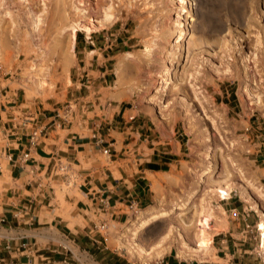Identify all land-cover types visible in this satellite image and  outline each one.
Here are the masks:
<instances>
[{"label":"rangeland","instance_id":"obj_1","mask_svg":"<svg viewBox=\"0 0 264 264\" xmlns=\"http://www.w3.org/2000/svg\"><path fill=\"white\" fill-rule=\"evenodd\" d=\"M83 23L99 28L76 33L74 56L64 66L53 46ZM0 43L11 60L7 67L0 63V104L42 109L96 96L91 85L99 77L83 68L91 59L96 70L100 52L112 56L113 91L122 63L121 99L129 94L130 105L186 133V168L175 183L138 213L127 209L123 221L109 219L102 244L131 264L170 256L185 264H264V0H0ZM166 71L170 77L162 79ZM64 192L57 188L61 200ZM186 200L188 208L179 210ZM235 201L248 207L250 228L239 227L233 212H221ZM149 210L169 214L140 230L135 217ZM218 215L230 222L223 233ZM92 227L72 236L98 239ZM221 239L231 253L215 249ZM184 244L205 259L180 256ZM64 245L84 264H95L93 253ZM156 249L165 252L153 260L138 253ZM74 255L68 257L75 264Z\"/></svg>","mask_w":264,"mask_h":264},{"label":"crops","instance_id":"obj_2","mask_svg":"<svg viewBox=\"0 0 264 264\" xmlns=\"http://www.w3.org/2000/svg\"><path fill=\"white\" fill-rule=\"evenodd\" d=\"M99 55L96 70L90 69L91 59L83 68L87 76L99 77L91 85L96 96L70 101V110H66L68 105L57 107L56 103L44 104L42 109L13 106V100L0 104V264H74L68 257L74 251L64 245L69 241L79 251L100 255V260L90 255L95 264H118L119 255L102 244L109 219L123 221L132 204L150 206L186 168L182 165L188 149L186 133L177 124L155 122L130 105L129 94L113 99L107 66L112 56ZM35 130H44L43 136L31 148L29 137ZM99 138L112 145L109 155L104 154L106 146ZM27 152L29 159L21 162ZM150 164L159 169H151ZM62 165H70L78 178L67 193L62 186L64 177L58 173ZM57 188L65 193L63 200ZM227 205L221 212H233L239 227L250 228L248 207L236 201ZM94 217H102L100 224ZM218 218L220 232L229 230V220ZM90 222L89 233L95 227L98 239L88 233L76 239L72 236L83 232ZM227 243L221 239L215 249L231 253ZM74 256L75 264H84ZM217 259L223 258L217 255ZM120 264L131 263L123 259ZM156 264L185 263L170 256Z\"/></svg>","mask_w":264,"mask_h":264},{"label":"bare ground","instance_id":"obj_3","mask_svg":"<svg viewBox=\"0 0 264 264\" xmlns=\"http://www.w3.org/2000/svg\"><path fill=\"white\" fill-rule=\"evenodd\" d=\"M97 28H99V25H91V24H86V23L78 24V25L74 24L73 27H72V31L66 33V35H65L66 37L65 38L63 36H61L63 38H60L58 41L55 42V44L53 46V51H52L53 55H55L56 58L59 60V62L61 64H63L64 66L70 64L69 61L74 56L73 50H74V47H75V35H76V33L79 32V31H85L86 33L89 34L94 29H97ZM183 36H184V31L181 30L179 32V37L176 40V43L174 44V46H176V45L181 43V41L183 39ZM176 47H178V46H176ZM173 50H174V48H173ZM173 50L170 53V56H172V57L174 55L173 54ZM146 52H147V54H152L150 49H147ZM127 56L129 58L128 60H130L131 59L130 58L131 54H128ZM10 61L11 60H10L9 56L7 55L6 50L4 49L3 46L0 45V63L7 67L10 64ZM121 64L122 63H120L117 66V69H116L117 82H116L115 87H114V96L112 97L115 100H121L122 95H123V88H122V85H123L122 84V81H123L122 73H123V71H122V65ZM169 74L170 73L168 71H166L164 73V75H162V79H164L165 77H167V78L170 77ZM158 85H160V84H158ZM155 93H158V91L155 92ZM187 208H188L187 200L182 202L180 204V206L178 207V209L182 210V211L186 210ZM168 214H169V212H167V210L166 211H162V212H159V211L155 212V210H149L147 212L140 213V216H136L135 220L139 222L140 230H143L146 227H148V226L152 225L153 223L157 222L161 218L167 216ZM178 236L181 237V234L178 235ZM177 240L179 241L178 238H177ZM181 245H182V243H181ZM161 246L158 247V248H164V247H161ZM179 250H180V256H185V258L186 257L187 258L188 257H190V258H198V259H201V261L205 259V254L206 253L202 252V250H200V249H194V248L190 249V248L187 247V244H186V246L184 244V247H181ZM164 252H165L164 249H161L159 251L157 250V253H155V254H154V252L152 254V253H144L142 250L138 251L140 257H142L143 259L147 258L148 260H153L155 258H158Z\"/></svg>","mask_w":264,"mask_h":264},{"label":"built area","instance_id":"obj_4","mask_svg":"<svg viewBox=\"0 0 264 264\" xmlns=\"http://www.w3.org/2000/svg\"><path fill=\"white\" fill-rule=\"evenodd\" d=\"M71 104H68L69 108L66 110H70L71 109ZM43 131L44 130H35L32 132V134L30 135V140H29V145L31 148H34L37 146L38 142L40 141V139L43 136ZM99 141L101 144L105 145V149L103 150L104 154L109 155L111 153V147L112 145L108 142H106L103 138H99ZM30 157V152H27L25 154H23V156L21 157V162H26ZM7 158L9 161L13 162L14 161V157L12 155H7ZM18 161V160H17ZM58 173L59 175L64 177V183L66 185L67 188H70L72 186H74L76 183H78V178L76 173L72 170V168L70 167V165H62L58 168ZM132 212H136L138 213V211H140L139 206L137 204H132L130 206ZM101 229H106V225H102L100 227Z\"/></svg>","mask_w":264,"mask_h":264},{"label":"trees","instance_id":"obj_5","mask_svg":"<svg viewBox=\"0 0 264 264\" xmlns=\"http://www.w3.org/2000/svg\"><path fill=\"white\" fill-rule=\"evenodd\" d=\"M149 167H150L151 169H159V166L154 165V164H150ZM108 253H109V252H108ZM93 254H94V253H93ZM96 258H97V260H100V259H101V256L98 255ZM116 259L118 260V264H120V262H123V259H121V258L118 257V256H116Z\"/></svg>","mask_w":264,"mask_h":264}]
</instances>
